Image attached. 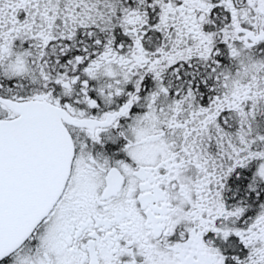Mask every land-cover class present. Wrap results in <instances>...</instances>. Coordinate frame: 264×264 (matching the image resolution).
Segmentation results:
<instances>
[{"label": "snow or ice", "instance_id": "1", "mask_svg": "<svg viewBox=\"0 0 264 264\" xmlns=\"http://www.w3.org/2000/svg\"><path fill=\"white\" fill-rule=\"evenodd\" d=\"M0 264H264V0H0Z\"/></svg>", "mask_w": 264, "mask_h": 264}]
</instances>
